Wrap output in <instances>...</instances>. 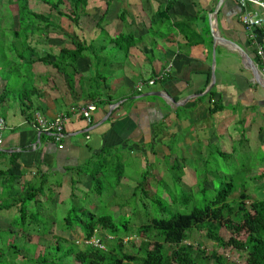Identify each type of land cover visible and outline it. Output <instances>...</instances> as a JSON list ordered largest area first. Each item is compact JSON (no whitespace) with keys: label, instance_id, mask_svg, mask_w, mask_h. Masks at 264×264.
<instances>
[{"label":"crops","instance_id":"0c3cea01","mask_svg":"<svg viewBox=\"0 0 264 264\" xmlns=\"http://www.w3.org/2000/svg\"><path fill=\"white\" fill-rule=\"evenodd\" d=\"M166 2L86 0V15L76 27L58 24L28 39L39 57L73 50L75 40L85 49L74 68L68 65L58 72L46 63L22 65L27 69L16 71L15 81L9 79L10 69L0 73V93L5 84L12 87L0 103L5 124L0 171L10 168L18 190L21 184L43 181L46 190H53L55 205L79 197L94 200L102 193L90 192L89 177L76 168L103 160L110 166L104 173L122 167L112 198L127 183L137 189L128 176L131 166H138L140 179L145 172L153 182L160 170L177 166L183 183L194 181L189 164L195 155L206 156L210 150L234 155L241 142L264 163V73L254 54L256 46L264 45L263 30L244 29L235 0H174L167 9ZM246 9L260 16L259 9ZM7 57L10 65L22 63L12 54ZM168 64L166 78L145 84ZM138 83L145 84L139 93ZM24 87L36 90L29 98L28 117L21 114L15 96ZM150 93L160 97L143 96ZM87 104L95 107L90 124L76 113ZM34 115L64 119L59 149L49 135L31 127ZM257 179L264 184L263 174Z\"/></svg>","mask_w":264,"mask_h":264},{"label":"trees","instance_id":"16d2710c","mask_svg":"<svg viewBox=\"0 0 264 264\" xmlns=\"http://www.w3.org/2000/svg\"><path fill=\"white\" fill-rule=\"evenodd\" d=\"M173 1L167 0L166 9ZM4 5V12L6 13L7 11L9 17L14 12V27H11L8 34H2V36L10 37L11 42L8 44L5 41L0 43V73L4 69H10L12 66L20 68L23 67L22 65H32L36 62L46 63L58 72L61 68H66L68 65L74 68L75 60L85 49L84 46H81L75 40H72L73 50L60 49L57 53L58 56L46 55L39 57L28 39L30 36L41 34L49 28H59L60 18H65L76 27L79 18L86 15V0H0V10ZM42 5L45 6L47 12H39ZM104 16L105 12L99 16V21ZM3 17L6 18L7 15L4 14ZM11 24H13L12 21ZM128 46L129 44L124 45V49ZM3 48H6V50L3 51ZM5 52L19 59L22 62L21 65H10L7 63L5 66L3 62L8 61ZM14 78L13 73L10 74L9 79L12 80ZM8 85L5 84L0 93V103L7 99L9 94H12V87ZM34 91L36 90L33 87H24L20 93H15L20 112L25 117H28L27 113L31 111L32 102L29 98ZM215 108L219 107L215 105ZM92 162H89L88 166L76 168V172L89 177L90 192L100 195L103 191L101 180H104L109 175V173H104V171L109 170L110 166L105 164V160L94 164ZM10 165L12 166V164ZM9 170L10 168L6 171H0V202H5V200L10 202L6 203L5 206H1L0 210H8L15 207V212L18 214V222L14 223V219H10L9 225L13 224L16 226L18 224L23 226L26 224V212L30 203L38 205V199L44 198L46 195L44 191L53 196V190H46L47 188L43 181L37 185L26 184V186H23L21 184L18 190L19 183L17 186L14 184L17 177L10 174ZM121 170L122 167L119 166L114 171V183L116 184L119 183L122 177ZM173 170L177 172V176L174 177L175 182L180 183V168L175 166ZM146 176L147 173L144 172L141 178L144 185L146 184ZM96 185L97 188H95ZM136 186L138 188L139 184ZM56 187H59V184H56ZM146 191H148L147 188H145L144 192L142 191L143 194H146ZM232 191V184L228 182L214 194V197L209 202L200 207H192L188 213L165 211L163 208H167L168 205H166L159 208V217H147L145 224L140 226L139 230L151 229L152 242L142 241L139 244L138 253H140L141 258L138 263L133 256L123 254L115 247L119 232L125 233L130 222L123 219L121 222L115 223L111 215L95 213L80 207H72L63 218L61 231L72 232L77 228L83 240L96 237L100 243L106 239L104 236L96 235L97 231H107L106 237L112 240L109 242H113V244L107 245L105 249L101 250L83 244L82 248H78L75 242H72V246L63 249L60 258H69L73 264H206V258H203L190 244L185 243L192 231H203L204 237L217 246H232L234 249L244 252L245 264H264V201L250 200L244 190H241L230 204L227 199ZM201 192H203V189H201ZM132 193V197H134L135 192L133 191ZM52 196H50V202H52ZM52 204L54 203L52 202ZM151 204L152 201L149 205ZM155 204H158V202ZM145 205H143L144 208L147 207ZM35 214L29 215L34 217ZM221 226L232 234H244L243 241L228 240L225 242L215 234L216 229ZM65 242L64 238L56 237L54 242L56 250H59ZM164 245H173L176 248L168 253ZM211 258L213 264H232L221 261L220 257L214 254H212Z\"/></svg>","mask_w":264,"mask_h":264},{"label":"rangeland","instance_id":"374dc122","mask_svg":"<svg viewBox=\"0 0 264 264\" xmlns=\"http://www.w3.org/2000/svg\"><path fill=\"white\" fill-rule=\"evenodd\" d=\"M4 10L5 5L0 10V43L8 38V36H2V34H8L11 27H14V12L9 17L7 11L5 13ZM39 10L41 13L47 12L44 7ZM4 14L7 15L6 18L3 17ZM11 21L13 24H11ZM60 24H69V21L62 18L60 19ZM5 50L6 48H3V51ZM5 56L7 57L8 53L6 54L5 52ZM3 63L6 66L7 62ZM21 68L12 66L10 68L11 74L15 75V72ZM22 69H27V66H23ZM239 144L243 145V142L236 144L238 151L234 155H217L212 150L208 151L206 156L195 155L189 164L190 168L195 172L194 181L189 178L184 183L183 181H180V183L175 182L176 170L161 171L159 169L160 171L155 176L159 178L158 181L153 182L150 180V176H146V184L144 185L143 179H140V172H137L138 166L136 168L131 166L127 168L129 171L128 176L132 180H136V184H139V186L134 191L129 188L131 183H127L126 186L121 187L120 191L117 192L120 196L117 195L115 198L110 197L111 193H116L117 191V189H113L115 174L109 173L104 180H101L102 196H94V200L79 197L76 201L72 199V201L69 200L62 205H55L50 202L51 194L46 191L44 200H40L43 198L38 199V205L30 203L28 206L26 212L27 220L23 226L18 224L16 226L13 224L9 225L10 219H14V223L18 222V214L15 212V207L8 210L1 209L0 264H73L69 258H60L63 249L72 246V242H79L82 239L77 228L72 232L60 230V228H63V218L72 207H80L95 213L111 215L115 223L121 222L123 219L130 222L125 233L119 232L115 247L121 253L133 256L138 263L141 258L140 253H138L139 244L142 241L152 242L151 229L140 231L139 228L145 224L147 217H159V208L162 206L168 205L167 208L163 209L172 213H188L192 207H200L209 202L214 197V194L228 182L232 184L233 188L227 199L230 204L241 190H244L250 200L264 201V184L260 182L263 178L257 179L259 175H264V163L261 162L259 164L262 158L252 156ZM179 159L177 158L178 161ZM145 188L148 191L143 194ZM201 189H203V192H201ZM133 191L135 192V197L131 196ZM147 195L154 196L147 197ZM151 201L152 204L149 205ZM155 201L158 204H155ZM6 203L10 202L8 200L0 202V207L5 206ZM144 204H146V208H144ZM32 213H36L34 217L29 215ZM29 221L30 223L27 225ZM106 234L107 231L102 230L96 233L98 236L105 237L106 240L102 242L104 249L107 245L113 244V242H109L112 240L106 237ZM215 234L225 242L228 240L243 241L244 239V234H232L222 226L216 229ZM56 237H62L66 240L59 250H56L54 245ZM185 243L190 244L203 258H206V264H213L212 254L220 257L221 261L226 263L245 264L244 252L234 249L232 246H217L204 237L203 231H192ZM76 245L78 248L83 246L82 243ZM164 247L168 253L176 248L173 245H164Z\"/></svg>","mask_w":264,"mask_h":264},{"label":"built area","instance_id":"2783aa9c","mask_svg":"<svg viewBox=\"0 0 264 264\" xmlns=\"http://www.w3.org/2000/svg\"><path fill=\"white\" fill-rule=\"evenodd\" d=\"M238 6L241 9V14L239 15V21L244 27L245 30L250 31L254 28H260L264 32V3L262 0H235ZM251 5L257 9H259L260 16L255 12L248 11L246 7ZM254 54L260 68V73H264V45L256 46L254 49ZM170 73V64H168L164 70L149 79L145 82L146 85H153L156 81L162 80L166 78ZM143 83H138L135 87L136 92H141ZM95 110L93 104H87L85 106L79 107L76 110V113L86 122V124H90L91 122V113ZM31 127L38 133H45L50 136L53 144H55L56 148L59 149L61 147V142L64 138V119L60 116L54 117L50 120L45 119L39 115H34L32 121L30 123ZM5 124L2 118H0V145L2 143V131L4 130ZM82 243L83 245H89L94 248H98L103 250L104 246L94 237L83 240L81 239L79 242L75 241V244Z\"/></svg>","mask_w":264,"mask_h":264},{"label":"water","instance_id":"95a60500","mask_svg":"<svg viewBox=\"0 0 264 264\" xmlns=\"http://www.w3.org/2000/svg\"><path fill=\"white\" fill-rule=\"evenodd\" d=\"M215 12H213L214 14ZM143 96H155V97H160V94L159 93H150V94H145Z\"/></svg>","mask_w":264,"mask_h":264}]
</instances>
